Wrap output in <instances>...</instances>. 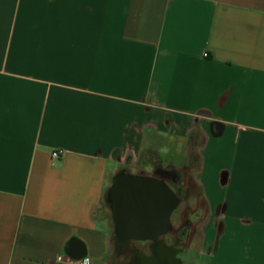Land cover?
<instances>
[{
    "label": "crops",
    "instance_id": "crops-1",
    "mask_svg": "<svg viewBox=\"0 0 264 264\" xmlns=\"http://www.w3.org/2000/svg\"><path fill=\"white\" fill-rule=\"evenodd\" d=\"M156 163L210 264H264V0H0V264H114L108 190Z\"/></svg>",
    "mask_w": 264,
    "mask_h": 264
},
{
    "label": "flooded vegetation",
    "instance_id": "flooded-vegetation-1",
    "mask_svg": "<svg viewBox=\"0 0 264 264\" xmlns=\"http://www.w3.org/2000/svg\"><path fill=\"white\" fill-rule=\"evenodd\" d=\"M193 164L175 169L162 167L156 163L150 172L136 173L147 176L156 186L163 206L176 200H180V203L171 213V224L168 228L154 227L158 233L155 239H128L126 237L128 229L118 230L114 224L112 257L114 264H189L181 254L190 249L198 236V223L204 212L200 190L191 175ZM126 172L129 171L126 169ZM125 176L126 173L122 175L120 187L114 193V200H119L123 190L128 186L127 181L123 179ZM190 198L197 199V206L187 205L182 209V204L188 203Z\"/></svg>",
    "mask_w": 264,
    "mask_h": 264
},
{
    "label": "water",
    "instance_id": "water-1",
    "mask_svg": "<svg viewBox=\"0 0 264 264\" xmlns=\"http://www.w3.org/2000/svg\"><path fill=\"white\" fill-rule=\"evenodd\" d=\"M124 173L126 176L123 179L127 181L128 186L123 190L120 199L114 200V193L120 187ZM106 200L111 208L116 229H128L126 234L128 239L157 238L158 233L154 227L168 228L171 224V213L180 203V200H176L163 206V200L150 179L147 176L126 172V169H121L114 176Z\"/></svg>",
    "mask_w": 264,
    "mask_h": 264
},
{
    "label": "rangeland",
    "instance_id": "rangeland-1",
    "mask_svg": "<svg viewBox=\"0 0 264 264\" xmlns=\"http://www.w3.org/2000/svg\"><path fill=\"white\" fill-rule=\"evenodd\" d=\"M194 167V166H192ZM187 205H190L192 207L197 206V199L196 198H190L188 203H183L181 208L183 209ZM108 211V209H106ZM175 221H178V219L174 218ZM203 220H200L199 223H203ZM201 226V224H200ZM198 244H192L191 249H186L182 254L181 257L186 261V263L189 264H210L209 254L207 250L202 251L201 247L198 249ZM197 248V249H194Z\"/></svg>",
    "mask_w": 264,
    "mask_h": 264
},
{
    "label": "built area",
    "instance_id": "built-area-1",
    "mask_svg": "<svg viewBox=\"0 0 264 264\" xmlns=\"http://www.w3.org/2000/svg\"><path fill=\"white\" fill-rule=\"evenodd\" d=\"M63 154V150L58 149L53 151V156L54 157H60ZM81 264H89L87 259H82Z\"/></svg>",
    "mask_w": 264,
    "mask_h": 264
}]
</instances>
